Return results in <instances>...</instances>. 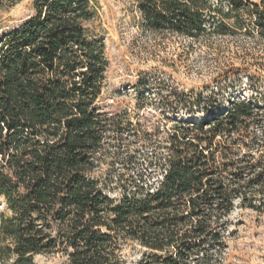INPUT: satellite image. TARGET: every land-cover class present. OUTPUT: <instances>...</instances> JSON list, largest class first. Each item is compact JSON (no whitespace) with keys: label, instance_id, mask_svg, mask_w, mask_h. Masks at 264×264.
<instances>
[{"label":"trees","instance_id":"1","mask_svg":"<svg viewBox=\"0 0 264 264\" xmlns=\"http://www.w3.org/2000/svg\"><path fill=\"white\" fill-rule=\"evenodd\" d=\"M135 2L148 30L264 43V0ZM35 8L0 45V264L50 254L127 264L130 243L145 249L143 264H210L226 248L236 201L264 213L262 106L233 100L196 122L156 116L142 135L152 149L146 171L112 176L101 167L113 153L119 160L112 141L132 125L100 106L109 60L97 7Z\"/></svg>","mask_w":264,"mask_h":264},{"label":"rangeland","instance_id":"2","mask_svg":"<svg viewBox=\"0 0 264 264\" xmlns=\"http://www.w3.org/2000/svg\"><path fill=\"white\" fill-rule=\"evenodd\" d=\"M93 1L98 10L93 26L105 38L109 60L100 106L109 115L128 118L132 125L119 134L118 143L112 141L119 147L115 151L119 160L113 153L101 170L116 177L145 172L152 149L142 135L153 131L159 115L196 122L233 100H247L264 110L263 42L218 36L194 41L148 30L142 27L135 0ZM36 15L35 0L15 4L0 0V45L8 33ZM185 101L200 106L184 107ZM1 201L0 213L5 208ZM144 253L137 243L124 248L127 264H143ZM211 260L210 264H263L264 213L236 201L228 217L226 248L215 250ZM64 263L61 254L39 255L34 260V264Z\"/></svg>","mask_w":264,"mask_h":264}]
</instances>
